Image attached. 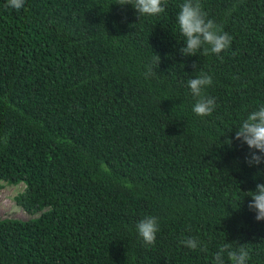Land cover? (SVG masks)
<instances>
[{
  "label": "trees",
  "instance_id": "1",
  "mask_svg": "<svg viewBox=\"0 0 264 264\" xmlns=\"http://www.w3.org/2000/svg\"><path fill=\"white\" fill-rule=\"evenodd\" d=\"M114 2L0 0V180L23 183L13 198L29 215L0 217V264H213L225 243L264 264L247 193L264 162L250 167L235 139L264 104V0H201L232 37L220 56L179 51L184 0L159 16ZM201 73L205 117L187 85ZM149 215L154 246L136 231Z\"/></svg>",
  "mask_w": 264,
  "mask_h": 264
},
{
  "label": "clouds",
  "instance_id": "2",
  "mask_svg": "<svg viewBox=\"0 0 264 264\" xmlns=\"http://www.w3.org/2000/svg\"><path fill=\"white\" fill-rule=\"evenodd\" d=\"M167 2L168 0H115L114 3L121 6L131 4L139 16H159L165 12ZM24 3L25 0H7L8 6L16 10L23 8ZM235 7L233 5L227 14L230 15ZM176 19L180 34L185 41V46L179 50L184 56L197 54L220 56L221 52L230 48L232 37L223 30L221 24L208 18L207 12L203 10L201 0H184L180 5ZM159 62L160 56L156 55L155 64L159 65ZM153 72V67L149 66L145 77L152 75ZM212 84V77L205 73L187 81L191 95L195 100L192 111L198 116H210L216 107L215 99L205 94L206 89ZM235 139L248 146L250 151L245 160L250 167L264 162V104L248 113L238 126ZM226 142L231 145L232 138ZM247 193L252 197L248 208L255 212L257 221H264V183H257L255 190H249ZM159 230L158 219L152 215L145 216L136 224L137 234L145 246L155 245L156 234ZM180 244L192 250H207L206 245H202L191 237L181 240ZM225 257L230 264H247L249 252L243 247L234 250L230 244L225 243L215 252L213 264H225Z\"/></svg>",
  "mask_w": 264,
  "mask_h": 264
},
{
  "label": "rangeland",
  "instance_id": "3",
  "mask_svg": "<svg viewBox=\"0 0 264 264\" xmlns=\"http://www.w3.org/2000/svg\"><path fill=\"white\" fill-rule=\"evenodd\" d=\"M0 217L27 218L29 215L14 201V194L23 188L22 182L0 180Z\"/></svg>",
  "mask_w": 264,
  "mask_h": 264
}]
</instances>
